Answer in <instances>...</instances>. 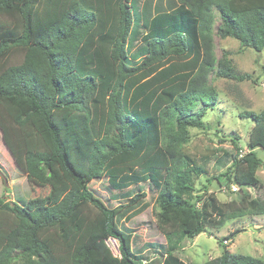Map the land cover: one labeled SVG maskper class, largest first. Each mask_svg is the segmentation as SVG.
<instances>
[{
    "label": "trees",
    "instance_id": "obj_1",
    "mask_svg": "<svg viewBox=\"0 0 264 264\" xmlns=\"http://www.w3.org/2000/svg\"><path fill=\"white\" fill-rule=\"evenodd\" d=\"M135 1L0 0L2 142L28 181L50 187L24 204L0 196V222L7 225L0 227V264H186L175 254L184 240L229 219L264 216V199L249 193L228 203L213 193L195 197L210 159L227 153L187 148L189 130H206L205 114L218 101L210 75L244 80L225 56L216 58L214 35L264 52V0H176L147 20L143 56L133 59L128 50L142 19ZM261 71L264 77V65ZM239 117L253 123L248 152L238 158V149L220 175L225 181L216 180L260 190L262 162L253 150L264 149V108ZM85 159L83 175L78 165ZM139 173H152L155 183L153 176L163 174L156 198L164 245L135 248L133 231L117 222L127 205L109 207L88 187L107 179L123 188ZM203 264L264 260L224 249Z\"/></svg>",
    "mask_w": 264,
    "mask_h": 264
},
{
    "label": "rangeland",
    "instance_id": "obj_2",
    "mask_svg": "<svg viewBox=\"0 0 264 264\" xmlns=\"http://www.w3.org/2000/svg\"><path fill=\"white\" fill-rule=\"evenodd\" d=\"M177 5L176 0H136L133 3L142 19L135 24L136 35L128 50L131 58L135 56L133 59H137L143 56L141 36L145 33L147 20L156 14L157 10L169 11ZM219 21V16L215 12L214 29ZM129 40L130 35L127 43ZM213 48L216 58L225 56L234 73L243 76L244 80L218 78L214 73L209 77V85L215 89L218 101L213 110H207L205 114L207 129L189 130L187 148L197 155L205 153L207 149H220L226 152L227 156L221 152L210 159L206 166L207 174L195 182V197H205L213 193L219 203H228L236 200L237 195L249 193L251 198L264 199V149L253 150L262 162L256 175L263 189L246 188L232 192L231 187H221L216 180L224 179L220 178V175L224 174L231 165V157L236 155L238 149L248 150L247 142L253 130V123L250 119L240 118L239 114L245 111L258 114L264 108V77L261 71L264 65V52L242 48L238 41L232 38L220 39L217 35L213 38ZM19 58V55H16V59ZM82 123H86L84 118ZM78 166L79 171L83 175L86 174V159ZM139 175L140 173L134 181H126L123 188L114 187L107 179L92 181L88 187L109 207L127 205L119 214L117 222L133 231L135 248L141 249L148 243L164 245L165 238L158 228L159 205L156 198L161 190L163 174L153 176L156 183L149 177L152 173H146L141 178ZM126 192H129L130 196H119ZM49 193V186L39 187L33 184L27 180L22 170L15 167L2 142L0 132V196L6 201L24 204L30 199L43 198ZM137 194L144 196L136 204H128V201ZM0 224L2 228L7 227L3 221ZM235 230L240 232L227 239V236ZM224 240H227L226 243ZM108 246L113 255L119 256L116 240H109ZM224 249L235 255L264 260V216L229 219L219 229L207 228L197 237L184 240L175 254L186 264H203L219 257ZM146 253L151 255V251Z\"/></svg>",
    "mask_w": 264,
    "mask_h": 264
},
{
    "label": "built area",
    "instance_id": "obj_3",
    "mask_svg": "<svg viewBox=\"0 0 264 264\" xmlns=\"http://www.w3.org/2000/svg\"><path fill=\"white\" fill-rule=\"evenodd\" d=\"M248 152V150L247 149H245V151H243V150H240L239 151V153H238V158H241L243 155H245L246 153ZM222 187H224V186H222ZM239 189H238V187L237 186H231V191L232 192H237ZM109 240H113V239H109ZM108 240V241H109ZM108 241H107V245H108ZM113 241H115V240H113ZM226 241L227 240H224V242L226 243ZM109 247V246H108Z\"/></svg>",
    "mask_w": 264,
    "mask_h": 264
}]
</instances>
